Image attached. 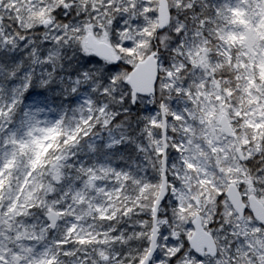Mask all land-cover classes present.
<instances>
[{
	"label": "snow or ice",
	"instance_id": "1",
	"mask_svg": "<svg viewBox=\"0 0 264 264\" xmlns=\"http://www.w3.org/2000/svg\"><path fill=\"white\" fill-rule=\"evenodd\" d=\"M0 264H264V0H0Z\"/></svg>",
	"mask_w": 264,
	"mask_h": 264
},
{
	"label": "rangeland",
	"instance_id": "2",
	"mask_svg": "<svg viewBox=\"0 0 264 264\" xmlns=\"http://www.w3.org/2000/svg\"><path fill=\"white\" fill-rule=\"evenodd\" d=\"M237 15H238V17H239L240 14H237Z\"/></svg>",
	"mask_w": 264,
	"mask_h": 264
},
{
	"label": "trees",
	"instance_id": "3",
	"mask_svg": "<svg viewBox=\"0 0 264 264\" xmlns=\"http://www.w3.org/2000/svg\"><path fill=\"white\" fill-rule=\"evenodd\" d=\"M240 15H242V14H240Z\"/></svg>",
	"mask_w": 264,
	"mask_h": 264
}]
</instances>
